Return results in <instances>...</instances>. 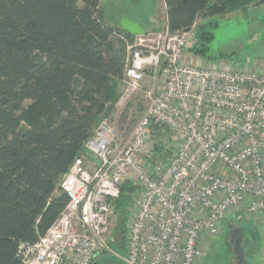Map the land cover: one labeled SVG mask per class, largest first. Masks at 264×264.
I'll list each match as a JSON object with an SVG mask.
<instances>
[{
	"label": "built area",
	"instance_id": "2783aa9c",
	"mask_svg": "<svg viewBox=\"0 0 264 264\" xmlns=\"http://www.w3.org/2000/svg\"><path fill=\"white\" fill-rule=\"evenodd\" d=\"M127 44L123 113L147 77L148 105L121 141L104 120L59 188L68 197L60 217L35 244H21V264H95L115 255L108 241L115 202L126 182L137 186L124 264H200V244L216 237L237 210L264 234V72L202 62L186 53L196 30L167 26ZM152 128L177 140L167 163L151 164Z\"/></svg>",
	"mask_w": 264,
	"mask_h": 264
},
{
	"label": "trees",
	"instance_id": "16d2710c",
	"mask_svg": "<svg viewBox=\"0 0 264 264\" xmlns=\"http://www.w3.org/2000/svg\"><path fill=\"white\" fill-rule=\"evenodd\" d=\"M260 1L165 0L168 25L186 32L199 18ZM99 2L0 0V264H21L20 245L35 244L60 217L69 200L62 178L121 98L136 36L110 24ZM196 34L191 51L205 56L213 29ZM163 151L156 141L151 164L175 152ZM136 192L124 183L114 210Z\"/></svg>",
	"mask_w": 264,
	"mask_h": 264
},
{
	"label": "rangeland",
	"instance_id": "374dc122",
	"mask_svg": "<svg viewBox=\"0 0 264 264\" xmlns=\"http://www.w3.org/2000/svg\"><path fill=\"white\" fill-rule=\"evenodd\" d=\"M99 5L108 21L111 22L110 24L118 27L123 19H130L141 26L147 37L161 32L167 26L165 0H100ZM215 24L216 27L212 28ZM212 29L214 40L209 44V51L205 56L196 55L202 62L205 64L225 63L234 68L251 66L254 70L264 72L263 1L245 10L215 15L206 19L199 18L195 25L196 33L198 32L199 35ZM135 43L134 40L131 44ZM186 53L188 56H195L191 49ZM161 80V74L157 75L155 81L148 76L142 91L134 96L123 113L115 109L114 113L104 119L117 128L121 141L130 136L140 116L147 108L148 100L144 94L146 89L153 85L156 88L159 87ZM154 132L156 137L153 141L159 142L163 147V157H169L175 151L176 138L167 129L162 128ZM81 156L91 158L86 151ZM138 194L139 192H136L132 200L125 199L118 212L114 210L108 241L115 255L101 256L97 264H124L121 259L126 256L124 236L126 233L127 237L128 222L135 211L134 198H137ZM234 227L241 229L244 234L243 250L246 264H264V234L259 221L250 219L242 210H237L227 218L220 226V232L216 237L205 236L202 239L200 264H237L230 244V234Z\"/></svg>",
	"mask_w": 264,
	"mask_h": 264
},
{
	"label": "water",
	"instance_id": "95a60500",
	"mask_svg": "<svg viewBox=\"0 0 264 264\" xmlns=\"http://www.w3.org/2000/svg\"><path fill=\"white\" fill-rule=\"evenodd\" d=\"M120 27L123 31L133 36H141L144 34L141 26L130 19H123ZM230 238V244L234 250V257L237 259V264H246V257L243 250L244 234L242 230L234 227L231 231Z\"/></svg>",
	"mask_w": 264,
	"mask_h": 264
}]
</instances>
